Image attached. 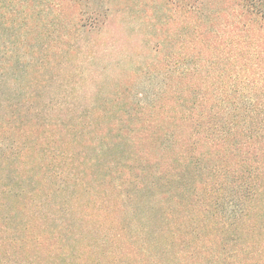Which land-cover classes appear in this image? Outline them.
Wrapping results in <instances>:
<instances>
[{
    "label": "trees",
    "instance_id": "trees-1",
    "mask_svg": "<svg viewBox=\"0 0 264 264\" xmlns=\"http://www.w3.org/2000/svg\"><path fill=\"white\" fill-rule=\"evenodd\" d=\"M43 1L50 0L35 6V79L49 67L44 51L57 25L49 18L56 12L40 8ZM101 1L98 9L85 4L78 17L63 24L67 34L80 25L74 33L81 49L87 34L102 38L116 29L118 12L108 0ZM174 1L181 10L171 15L183 25L166 26L144 67L162 76L161 92L147 106L164 108L175 92L172 110L180 117L120 123L130 128L131 136L122 137L132 144L129 168L137 173L129 177L139 190L145 183L143 190L156 186L152 195L162 219L146 213L143 224L134 215L130 226L100 198L107 195L104 190H98L97 204L86 207L87 216L73 215L81 203L66 197L65 174L74 169L79 192L91 194L80 181L92 160L69 142L72 155L81 157L78 166L49 161L45 151L56 157L61 151L54 139L39 141L38 134L52 136L56 122L35 121V199H23L28 188L22 182L1 184L0 193L13 200L0 199V264H264V0ZM31 2L0 0V16L17 21L14 33L22 23L28 27L24 33H34H29L34 26L26 25L32 14L24 9ZM36 107L35 114L44 111ZM5 159L0 154V162ZM230 203L232 209L223 213ZM148 222L156 231L146 229ZM136 228L141 236L131 240ZM157 245L162 255L153 258Z\"/></svg>",
    "mask_w": 264,
    "mask_h": 264
},
{
    "label": "rangeland",
    "instance_id": "rangeland-1",
    "mask_svg": "<svg viewBox=\"0 0 264 264\" xmlns=\"http://www.w3.org/2000/svg\"><path fill=\"white\" fill-rule=\"evenodd\" d=\"M39 1L32 0L31 5L24 8L32 14L26 25L34 26L29 28V33L34 31L33 34L24 33L28 28L24 23L14 33L17 21H7L0 16V154L7 157L0 162V187L1 184L22 182L28 188L22 192L23 199H35V121L51 120L56 122L51 128L53 135L38 134L39 141L52 142L54 139V144L61 151L59 157L52 156L50 150L45 151L49 161H68L78 166L81 157L72 155L69 142L77 153L92 160L87 161V174L80 181L86 191L91 190V194L79 192L74 169L65 174L66 197L81 203L80 209L73 215L87 216L86 207L97 204L100 197L98 190H104L107 195L100 198L112 207L115 216L125 218L130 226L135 225L134 215L143 224L146 213L162 219L161 205L155 204L152 195L156 186L143 190L144 185L148 186L145 183L139 190L129 177L137 173L129 168V160L133 156L132 144L122 137L131 136L127 133L130 128L120 123L127 118L150 123L151 120L179 119L178 111L172 110V106L176 107L172 99L175 92L168 96L164 108L154 110L147 106L154 103L152 97L157 92L160 94L162 76L159 75L160 79L157 75H150L144 65L148 57L155 53V41L166 34V26L176 30L182 24L181 19L171 15L180 12L181 4L174 0H108L118 12L114 22L121 26V30L113 24L116 29L104 32L102 38L87 34L83 40L87 46L81 49V41L74 33L80 25L69 23L67 30L75 28L67 34L63 24L68 25L67 19L78 17L86 5L98 9L104 3L101 0L43 1L40 8L48 6L46 11L56 12L49 14V18L57 25L50 34L52 44H48L49 49L44 51L49 67L35 79V6ZM3 11L0 9V13ZM40 15L44 17L43 13ZM72 50L77 52L75 56H72ZM67 65L70 67L68 70ZM36 106L44 111L35 114ZM95 129L108 139L96 137ZM152 130L159 132L155 128ZM41 153L38 151L37 156ZM37 160L43 161L40 157ZM164 193L171 197L168 191ZM6 197L0 193V199L13 200L11 196ZM231 209V203L226 204L222 212L228 214ZM149 225L148 222L146 229L156 231L155 226ZM133 234L130 239H137L138 234L141 236L140 229L136 228ZM133 246L138 250L136 243ZM153 248L152 257H160L161 247L157 245Z\"/></svg>",
    "mask_w": 264,
    "mask_h": 264
}]
</instances>
